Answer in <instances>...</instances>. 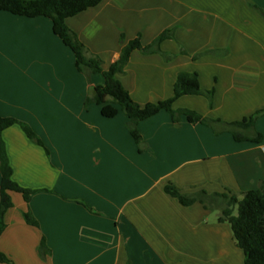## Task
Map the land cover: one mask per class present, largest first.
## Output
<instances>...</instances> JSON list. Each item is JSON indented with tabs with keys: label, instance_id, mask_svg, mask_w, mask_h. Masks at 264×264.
I'll list each match as a JSON object with an SVG mask.
<instances>
[{
	"label": "crops",
	"instance_id": "1",
	"mask_svg": "<svg viewBox=\"0 0 264 264\" xmlns=\"http://www.w3.org/2000/svg\"><path fill=\"white\" fill-rule=\"evenodd\" d=\"M65 24L103 70L127 42L139 36L147 46L171 31L159 46L171 60L134 51L118 77L141 107L171 98L185 72L198 75L202 90L213 89L212 102L184 96L174 110L233 123L264 109V0H102ZM103 84L102 75L76 70L49 19L0 11V117L26 124L41 143L17 124L1 134L12 180L34 193L29 202L9 193L0 254L10 264H244L216 212L198 202L181 206L164 188L185 195L257 190L264 116L255 122L262 135L255 144L234 141L221 124L181 118L175 125L160 112L138 123L136 145L121 112L106 119L86 103ZM42 243L48 254L41 255Z\"/></svg>",
	"mask_w": 264,
	"mask_h": 264
},
{
	"label": "trees",
	"instance_id": "2",
	"mask_svg": "<svg viewBox=\"0 0 264 264\" xmlns=\"http://www.w3.org/2000/svg\"><path fill=\"white\" fill-rule=\"evenodd\" d=\"M101 1L0 0V11L30 19L38 17L49 19L52 22L54 35L74 55L76 70L86 75L100 74L104 79L102 86L93 88L92 94L87 98L86 103L99 106L102 117L106 119L114 118L121 112L128 120V130L136 145L141 143V136L137 129L138 123L148 120L160 112L168 113L175 125L179 123L181 118H184L189 124L207 126L221 124L223 130L228 131L236 142L261 143L262 135L256 132L255 122L259 117L264 116V109L257 111L249 118L233 123H222L204 118L198 113L187 109H173L174 102L184 96H202L211 104L214 91L213 89L209 91L202 90L196 73H179L173 86L171 98L157 103H147L143 107L136 104L124 89L118 77L125 74V67L134 51L143 54L157 53L162 55L166 61L171 60L172 55L161 52L159 46L163 41L172 39V33L171 31L163 32L147 46L141 44L139 36L136 37L124 44L118 59L111 64L108 70H103L102 61L96 55L90 53L65 24L66 19L97 6ZM121 43H123V37H121ZM16 124L20 125L28 139L36 144H41L26 124L13 118L0 117V233L4 228L2 222L4 213L12 207L9 193L21 194L25 202H29L31 195L34 193L20 187L12 180V169L1 140L2 132ZM164 192L176 199L181 206L190 207L198 202L207 209L216 212L217 223L229 225L235 246L242 250L244 254V264H264V182L259 184L257 190L242 193H233L226 190L222 194L208 195L206 192L200 191L193 195H185L172 185L166 186ZM25 220L29 225H36L30 214H25ZM40 253L41 255L49 253L44 243L41 244ZM0 262L10 264L1 254Z\"/></svg>",
	"mask_w": 264,
	"mask_h": 264
}]
</instances>
